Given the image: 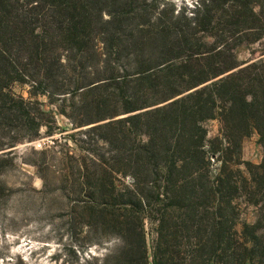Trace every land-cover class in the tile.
<instances>
[{
    "label": "trees",
    "instance_id": "1",
    "mask_svg": "<svg viewBox=\"0 0 264 264\" xmlns=\"http://www.w3.org/2000/svg\"><path fill=\"white\" fill-rule=\"evenodd\" d=\"M263 39L264 0H0V173L58 113L89 127L64 177L72 214L120 241L104 264H255L264 203L235 226L237 201L264 193V161H242L253 132L264 147V53L237 50Z\"/></svg>",
    "mask_w": 264,
    "mask_h": 264
},
{
    "label": "rangeland",
    "instance_id": "2",
    "mask_svg": "<svg viewBox=\"0 0 264 264\" xmlns=\"http://www.w3.org/2000/svg\"><path fill=\"white\" fill-rule=\"evenodd\" d=\"M170 1L181 9L192 8L196 0ZM263 53L264 39L257 44L244 45L237 50V57L240 63H247L262 58ZM15 91L29 97L28 88L17 87ZM38 100L46 111L57 113L48 98L40 97ZM56 121L53 137L45 136L44 129L41 139L20 144L14 149V155H6L13 159V164L1 163L5 168L0 173V186L4 188L0 191V264H104L105 259L120 247L118 239L103 238L72 214L71 207L77 196L64 177L72 173L73 163L67 155H83L80 131L89 127L75 129L66 117L58 113ZM206 126L211 138L218 135L217 121ZM71 135H75L74 139L70 138ZM242 161L254 166L263 163L264 147L257 132L244 139ZM241 169L246 177H250L245 166ZM250 199L258 200L262 205L263 191L253 198H247L245 194L237 201L239 216L235 230L238 233L242 232L244 225L256 224L261 214ZM153 229L150 223L146 224L149 237ZM258 233L260 239L257 244L246 243L248 251L243 253L255 264H263L264 223ZM217 261L222 264L220 259Z\"/></svg>",
    "mask_w": 264,
    "mask_h": 264
}]
</instances>
